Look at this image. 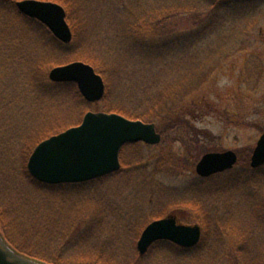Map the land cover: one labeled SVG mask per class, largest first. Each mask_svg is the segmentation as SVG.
<instances>
[{
  "label": "rangeland",
  "instance_id": "1",
  "mask_svg": "<svg viewBox=\"0 0 264 264\" xmlns=\"http://www.w3.org/2000/svg\"><path fill=\"white\" fill-rule=\"evenodd\" d=\"M19 1L0 0V233L9 246L44 264L63 246L68 264H263L264 182L230 192L224 178L241 166L213 181L196 167L205 154L229 150L250 164L264 132V0L252 11L239 7L235 23L216 20L214 10L204 18L208 10L199 15L187 0H39L69 8L66 45L22 16ZM168 40L183 43L162 61L138 52ZM134 42L136 53L127 48ZM75 62L103 72L102 101L49 79ZM118 111L151 117L141 121L156 125L160 144L125 145L120 170L84 186L38 191L28 181L41 142L88 112ZM166 217L200 228L208 218L199 245L159 241L141 256L142 232Z\"/></svg>",
  "mask_w": 264,
  "mask_h": 264
},
{
  "label": "water",
  "instance_id": "2",
  "mask_svg": "<svg viewBox=\"0 0 264 264\" xmlns=\"http://www.w3.org/2000/svg\"><path fill=\"white\" fill-rule=\"evenodd\" d=\"M19 12L44 24L62 43L69 44L73 33L63 6L54 2L23 0L16 3ZM54 83H74L89 103L103 100L106 86L94 67L83 62L56 67L49 73ZM162 136L154 123L130 120L116 113L88 112L79 126L52 136L33 151L28 171L37 180L49 185L84 183L96 180L121 168L120 153L127 144H160ZM239 157L235 151L205 154L196 167L201 178L232 170ZM250 166H264V132L252 154ZM199 226L180 225L173 217L150 223L137 243L141 256L158 241H169L184 249L196 247L201 240ZM0 264H44L15 251L0 233Z\"/></svg>",
  "mask_w": 264,
  "mask_h": 264
},
{
  "label": "trees",
  "instance_id": "3",
  "mask_svg": "<svg viewBox=\"0 0 264 264\" xmlns=\"http://www.w3.org/2000/svg\"><path fill=\"white\" fill-rule=\"evenodd\" d=\"M189 3H190V9L193 11H196V12H198V14L199 15H203V14H205L206 13V11L208 10V13L207 14H205L204 15V18H206V15H208L207 17L209 18V15H210V13H211V11H213L214 10V12H217V15L214 17V18H216V20H219V21H221V22H223V23H226V21L228 20V21H231V23H235V22H237V21H239V20H241V9L243 10V8H246V9H248L249 8V11H252V10H254V4H260V3H258L259 2V0H187ZM262 1V0H261ZM57 2H59V1H57ZM60 3V2H59ZM198 3V4H197ZM61 4V3H60ZM204 5L205 6V8H206V10H203L199 5ZM219 5H223L221 8H219L218 9V7H219ZM261 5L262 6H264V2H261ZM229 7V8H231L230 10H232V8H233V11H231V12H229V13H227V15H224L223 13H222V11L225 9L224 7ZM243 6V7H242ZM65 8H66V10H67V15H70V10H69V8L67 7V6H64ZM236 7V8H235ZM238 7V8H237ZM241 9H240V8ZM258 6H256V8H257ZM15 8H16V3H15ZM228 8V9H229ZM160 9V8H159ZM201 9H202V11H201ZM189 9H187L186 11H183V14H185L187 11H188ZM189 12V11H188ZM213 12V13H214ZM21 14V13H20ZM173 14V13H172ZM171 14V15H172ZM220 14L221 15H223V16H220ZM168 16V17H165V18H168V19H171V18H173V17H175V16H177L178 15V13H176V15L174 16ZM22 16H24L23 14H22ZM214 16V15H213ZM24 17H26V16H24ZM28 18V17H27ZM207 18V19H208ZM210 18H212V15H211V17ZM226 18H229V19H226ZM32 20V19H31ZM210 20V19H209ZM164 22V20L163 21H161V22H159V23H161V24H158V25H161L162 26V24H164L163 23ZM166 23V22H165ZM168 25V24H167ZM217 26H218V24H217ZM217 26H215L214 28H212V30H217L218 29V27ZM169 27L170 28H172V23H170V25H168L165 29H164V31L166 32V34H164V35H168L167 33V31L169 30ZM220 27V26H219ZM71 28H72V25H71ZM214 31V32H215ZM214 32H212V33H214ZM130 33V32H129ZM179 40L180 41H183V38L182 37H180L179 38ZM178 41L177 40H175V41H173V40H168L167 42H162V43H155V44H151V48L152 49H156V51H155V53H152V51L151 52H145V51H141V50H139V47H138V45H137V42H134V43H130L129 45H128V50H130V51H133V53H136L137 52V50H139L138 52H139V54H141V55H149L151 58H154V59H160L161 61L164 59V58H166V57H168L173 51H175V50H178L180 47V45L183 43V42H181V43H179V45H178ZM178 45V46H177ZM182 46V45H181ZM120 55V54H119ZM102 76H104V74H103V72L102 71H98ZM118 110V109H117ZM110 112V111H109ZM111 112H115L114 110H112ZM116 113H119V114H123L124 116H126V113H124V112H121V111H118V112H116ZM138 118H140L141 120H149L150 119V121H151V117H146V116H144L143 114H141V116H138ZM137 144H140V143H137ZM134 145H136V144H134ZM250 164H249V161L247 160V159H245L244 157H243V155H240V160H239V162H238V164H237V166H241L242 168L241 169H239V170H237V171H231V172H229L230 173V175L233 173V175H231L230 177H226V178H224V181H225V184H224V186H226V188L230 191V192H232L233 190H236L237 188H239V187H241V186H247V185H252L253 183H256V182H258V183H262V182H264V166L263 167H261V168H259V169H252L250 166H249ZM237 168V167H236ZM228 174V173H227ZM27 175H28V177H27V179H28V181L31 183V184H33V185H36L37 186V190L39 191L40 189H41V187L43 188V189H45V187H47V188H50V187H56V188H62V187H64V189H67V188H69V189H72L73 187H77V185H80V186H84L85 184H88V183H91V182H93V181H91V182H88V183H83V184H73V185H70V184H65V185H54V186H52V185H47V184H42V183H40V182H38V181H36L31 175H29V173H27ZM225 174H218L217 176H213V177H210V178H207V180L208 181H213V178H219L220 176H224ZM233 176V177H232ZM95 181V180H94ZM30 184V186H32ZM46 188V189H47ZM216 189V188H215ZM218 189V188H217ZM211 192H216L215 190H213V191H211ZM204 218V220H205V222H202V223H200L201 224V228L203 229V235L205 234V231H204V229H205V223L207 224V222H208V218H205V217H203ZM202 218V219H203ZM0 223H1V225H5V222H4V219H3V217H2V215L0 214ZM71 232H72V234H73V228H72V230L70 231V236L72 235L71 234ZM86 235H88V234H86ZM62 245H63V243H62ZM197 248V247H196ZM196 248H193V249H196ZM70 249V248H69ZM192 250V249H191ZM68 254V252H67V247L66 246H63V247H61V248H59V251H58V255H57V257H56V260L55 261H51L52 262V264H68V263H70L69 262V260H71L70 258H69V256L68 257H65V254ZM64 254V255H63ZM31 256V255H30ZM82 264H84V263H82ZM85 264H91V262H88V263H85ZM264 264V263H263Z\"/></svg>",
  "mask_w": 264,
  "mask_h": 264
},
{
  "label": "flooded vegetation",
  "instance_id": "4",
  "mask_svg": "<svg viewBox=\"0 0 264 264\" xmlns=\"http://www.w3.org/2000/svg\"><path fill=\"white\" fill-rule=\"evenodd\" d=\"M177 223H179V222L177 221Z\"/></svg>",
  "mask_w": 264,
  "mask_h": 264
}]
</instances>
